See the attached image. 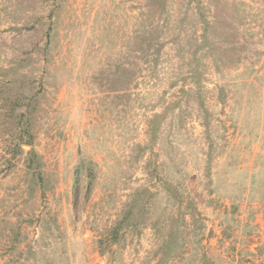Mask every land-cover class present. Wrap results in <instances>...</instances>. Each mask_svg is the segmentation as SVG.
<instances>
[{"label": "rangeland", "instance_id": "374dc122", "mask_svg": "<svg viewBox=\"0 0 264 264\" xmlns=\"http://www.w3.org/2000/svg\"><path fill=\"white\" fill-rule=\"evenodd\" d=\"M201 1L216 27L210 41L223 36L234 46L217 42L202 56L204 66L192 62L187 50L148 71L139 70L133 58L135 80L118 85L107 75L108 60L123 53L125 34L133 28V19H125L142 0H65L61 18L68 25L59 28L47 63L40 50L27 54L42 31L0 22V64L32 57L19 68L25 80L33 76L32 87L20 90L34 95L32 144L21 147L36 154L42 170L38 181L26 174V152L13 157L15 124L7 113L10 102L0 99V264H27V243L49 264H145L158 244L152 228L128 234L124 244L104 253L97 248V230L136 188H158L160 177L179 180L185 193L197 196V238L207 264H264V0ZM3 5L6 0H0V10ZM197 67L202 77L191 79ZM119 86L128 94L115 98ZM160 96L165 102L156 104ZM154 114L161 116L149 162L159 166L158 175L149 177L148 151L130 161L134 144L149 139L145 120ZM207 142L210 174L204 171ZM111 199L113 207L105 203ZM179 258L166 263L184 264Z\"/></svg>", "mask_w": 264, "mask_h": 264}, {"label": "trees", "instance_id": "16d2710c", "mask_svg": "<svg viewBox=\"0 0 264 264\" xmlns=\"http://www.w3.org/2000/svg\"><path fill=\"white\" fill-rule=\"evenodd\" d=\"M190 2V0L187 1L188 4ZM195 2L197 4L191 8L178 0H142V4L130 6L135 11L131 12L125 20L133 19V28L125 34L124 44L122 45L123 53L121 50V52L115 54V57L108 60V68L110 69L107 75L113 78L111 84L124 83L123 80L128 81V78L129 80H135L133 74L136 70L134 66L136 60H132L133 58H138L137 63L140 61L139 70L148 71L155 69L156 64H163L164 57V59H169L170 56H181L187 50L192 55V62L199 60L198 65L204 66L202 56L211 54L217 42V44L226 43L234 46L235 43H231L229 39L223 36L210 41L208 34L214 32L216 27L213 21L208 20L206 16L208 10L206 11L202 1L195 0ZM174 3H176V6H173ZM66 7L65 0H6V5L1 6L0 22L4 20L12 29L27 27V29L42 31L41 39L33 43L32 49L27 54L40 50L43 61L47 63L53 57V54L52 56L50 54L57 47L58 40L56 36L59 28L68 25V22H63L61 18V13L65 11ZM218 7L217 4L216 9ZM24 15H28V18H22ZM213 17L215 18V15ZM198 23L200 24V33L196 34L197 30L195 28ZM30 55L33 57V54ZM32 57L27 58L25 56L20 58L19 62H16L15 59H9V61H6L5 66L0 64V99L10 102L7 113H10L8 116L15 124L11 128L10 142L13 157H16L20 152H26L28 156L26 158V174L31 173V176H37L38 181H42V170L39 168L40 162L37 160L36 154L32 150L25 151L21 147L22 144H32L33 134L30 129V122L32 119L31 113L34 109V105H32L34 95L23 93L27 86L32 87L31 79L33 76L29 75L25 80L27 75L22 73L19 68L27 67V63L30 61L29 59L32 60ZM215 61L216 58L213 62ZM24 63H26L25 66H23ZM200 76L202 77V73H200V67H197V70H193L189 77L197 79ZM22 85L26 86L23 90H20ZM16 87H19L18 93L12 97L8 93H11L12 88ZM123 91L119 86L118 93L114 95L115 98H122L128 94ZM181 91H184L183 88H181ZM159 98L156 104L165 102V97L160 96ZM147 103L145 104L146 109H148L146 106L152 105L150 101ZM122 107L125 108L124 104ZM116 108H118V104H116ZM160 116L161 114H154L151 118L145 120L148 136L150 134L149 139L146 143L138 142L134 144L133 151L135 153L133 154V151L131 153L132 162L130 161V163L132 164L142 158L145 151L150 153L146 161L149 167L147 168L149 177L158 175L157 167L159 165L154 166L149 161L152 159L151 145L154 144L153 138L156 135L155 131L158 130L157 125ZM172 123L179 125L180 122L169 120V125ZM167 140L171 142V137L169 136ZM211 147L212 143L207 142L205 147L206 165L204 168L206 174L211 173L208 166L209 158L213 153L209 150ZM164 152L166 155L170 154L167 147L164 148ZM172 157L173 154L171 159ZM165 165L162 166V169L165 168ZM175 172L179 173L177 168H175ZM176 182L173 183L165 177H160L159 182H155L158 188L154 191L150 187L143 186L136 188L129 194L126 202L114 213L113 218L110 219L107 215L102 228H97L99 232L96 239L98 251L100 253L109 252L112 246L124 244L128 234H139L143 228L149 227L152 228L158 244L154 250L148 251L143 261L145 264H167L166 261L175 256L180 257L185 262L184 264H207L210 258L206 253L200 255V247L202 248V246H200L199 238H197V235L200 234L199 214L195 203L197 196L191 198L189 194L184 192V186L180 181L177 180ZM86 187L87 190L91 187V181H87ZM111 201L112 199L107 200L106 205L113 207ZM172 207L174 211L170 210ZM99 213L97 214L99 215ZM186 214H190L189 221L186 220ZM98 215H95V217H98ZM95 217L91 223H96ZM55 230H58V228H55ZM187 241L192 244L189 248ZM38 252L40 250L31 243L26 244L25 255L31 259L27 264H49L48 261L40 262L43 258L39 257ZM151 259L153 263H150ZM15 263L25 264L18 263L17 260Z\"/></svg>", "mask_w": 264, "mask_h": 264}]
</instances>
